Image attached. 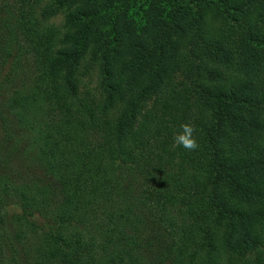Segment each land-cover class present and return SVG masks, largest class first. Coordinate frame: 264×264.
Instances as JSON below:
<instances>
[{
    "label": "trees",
    "instance_id": "obj_1",
    "mask_svg": "<svg viewBox=\"0 0 264 264\" xmlns=\"http://www.w3.org/2000/svg\"><path fill=\"white\" fill-rule=\"evenodd\" d=\"M41 1L0 0V264H264V0H56L70 46Z\"/></svg>",
    "mask_w": 264,
    "mask_h": 264
},
{
    "label": "rangeland",
    "instance_id": "obj_2",
    "mask_svg": "<svg viewBox=\"0 0 264 264\" xmlns=\"http://www.w3.org/2000/svg\"><path fill=\"white\" fill-rule=\"evenodd\" d=\"M40 4V8L47 9H45V13H37V19L41 20L44 26H54L57 30L58 40H61L64 35H68L69 41L65 44V46H70L71 43H73L72 33L74 28H76L74 24L73 26L70 24V22H74L68 16L71 8H68L65 4L58 3L56 0H42ZM105 27L106 25L103 26V28ZM97 67L96 62L93 60L92 63L89 59V55L85 53L83 59H81V61L74 67V75L80 78L81 82L85 85L94 86L98 80Z\"/></svg>",
    "mask_w": 264,
    "mask_h": 264
},
{
    "label": "clouds",
    "instance_id": "obj_3",
    "mask_svg": "<svg viewBox=\"0 0 264 264\" xmlns=\"http://www.w3.org/2000/svg\"><path fill=\"white\" fill-rule=\"evenodd\" d=\"M196 128L193 124L189 122L182 123L180 126V131H178L174 137V144L176 146H181L188 151H194L198 148V142L194 135Z\"/></svg>",
    "mask_w": 264,
    "mask_h": 264
}]
</instances>
